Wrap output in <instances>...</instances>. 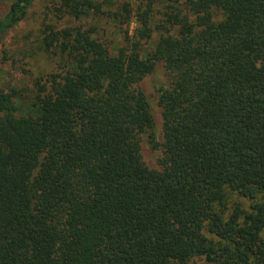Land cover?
Returning <instances> with one entry per match:
<instances>
[{
  "label": "trees",
  "instance_id": "trees-1",
  "mask_svg": "<svg viewBox=\"0 0 264 264\" xmlns=\"http://www.w3.org/2000/svg\"><path fill=\"white\" fill-rule=\"evenodd\" d=\"M36 1L12 0L0 35ZM164 4L156 24L129 2L48 6L79 23L42 29L58 66L30 118L0 88V264H264V0ZM157 63L161 170L139 145L156 144L139 83ZM228 192L248 211L225 214Z\"/></svg>",
  "mask_w": 264,
  "mask_h": 264
},
{
  "label": "rangeland",
  "instance_id": "rangeland-1",
  "mask_svg": "<svg viewBox=\"0 0 264 264\" xmlns=\"http://www.w3.org/2000/svg\"><path fill=\"white\" fill-rule=\"evenodd\" d=\"M54 0H37L26 20L17 27L6 31L0 35V88L6 92H15L20 97L22 103L20 108L21 115L30 116V105L34 102L35 85L50 73L57 71V59L45 52L41 46L42 29L45 25H54L55 28H62L71 25H78V21L68 19L63 16L58 18L53 14L48 15V6ZM12 0H0V19L7 12ZM119 4L124 2L130 3L133 14L137 11H144L148 7L151 9V19L153 22L159 23V19L164 9V0H117ZM102 26L106 36L115 35L114 26L111 23L104 24L102 21H94L92 24ZM129 35L134 34L139 29V25L135 18L130 21L128 26L123 27ZM118 32V30H116ZM158 33H155V37ZM120 41V40H119ZM154 41V39H153ZM152 46L148 43V47ZM150 49V48H149ZM168 76L161 63H157L153 71L144 77L139 83V88L145 94L150 111L154 120V137L155 143L152 144L148 140L147 134H142L140 138V155L142 162L150 169L161 170V160L164 157L162 143V119L160 114L159 88L167 86ZM30 118V117H29ZM225 214L231 210L239 208L243 212L248 211L249 201L236 193L228 192L226 200L223 203ZM190 264H206L203 259H195Z\"/></svg>",
  "mask_w": 264,
  "mask_h": 264
}]
</instances>
